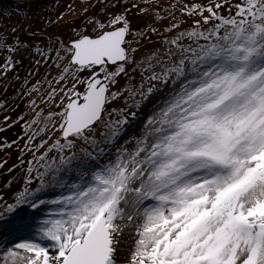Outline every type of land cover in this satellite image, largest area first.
<instances>
[{
  "label": "snow or ice",
  "instance_id": "snow-or-ice-1",
  "mask_svg": "<svg viewBox=\"0 0 264 264\" xmlns=\"http://www.w3.org/2000/svg\"><path fill=\"white\" fill-rule=\"evenodd\" d=\"M97 3L95 35L32 49V119L4 116L0 264H264V0ZM23 28L0 15V74Z\"/></svg>",
  "mask_w": 264,
  "mask_h": 264
},
{
  "label": "rangeland",
  "instance_id": "rangeland-1",
  "mask_svg": "<svg viewBox=\"0 0 264 264\" xmlns=\"http://www.w3.org/2000/svg\"><path fill=\"white\" fill-rule=\"evenodd\" d=\"M17 8L20 10L18 15L16 14ZM85 9H88V11L85 12ZM113 11L119 10L108 8L105 11H101L97 0H0V15L12 13L14 20L23 23L24 28L17 33V37L21 42H27L29 45L28 49L23 50L20 56L17 57L18 60H23V63L9 70L6 76L0 74V105H8L6 108H0V129L6 128V130L0 131V141L6 139L11 142L16 140L18 136L23 135L24 121L8 127L4 123V116H11L13 120H16L17 117L25 116L26 121L32 119L34 115V113L25 115V113L29 112L26 107L28 97L13 100L17 93L22 90L25 79H28L27 88L30 89L37 80L43 79L47 71L55 73L54 69H48L42 65L39 68V74L29 76L30 72H36L34 61L38 59V57L33 55L32 49L38 43H47L49 37L69 41L81 33L95 35L92 25H86L85 20L94 16L107 24V13ZM129 19L134 26L139 27H143L149 22L147 17L137 15L134 12L129 13ZM24 29H28L30 32L36 33V35H29ZM7 55V52L0 51V65L3 64L4 57ZM17 76L19 80H16ZM35 95L36 93H33V97ZM40 106L44 107V105ZM20 146H23L22 143ZM18 155L19 153L15 146L7 152L0 149V161L6 159L8 161L7 167L17 163ZM18 171L19 169H17ZM15 174L7 173L6 168L0 169V186L12 179ZM20 186V184H15L13 188ZM53 195L50 193L43 198H52Z\"/></svg>",
  "mask_w": 264,
  "mask_h": 264
},
{
  "label": "bare ground",
  "instance_id": "bare-ground-1",
  "mask_svg": "<svg viewBox=\"0 0 264 264\" xmlns=\"http://www.w3.org/2000/svg\"><path fill=\"white\" fill-rule=\"evenodd\" d=\"M14 1H18V0H14Z\"/></svg>",
  "mask_w": 264,
  "mask_h": 264
}]
</instances>
